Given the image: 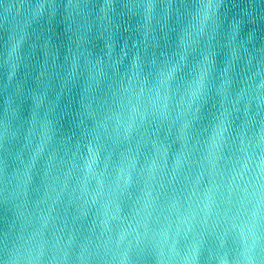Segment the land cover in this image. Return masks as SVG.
Segmentation results:
<instances>
[{
  "label": "water",
  "instance_id": "95a60500",
  "mask_svg": "<svg viewBox=\"0 0 264 264\" xmlns=\"http://www.w3.org/2000/svg\"><path fill=\"white\" fill-rule=\"evenodd\" d=\"M0 264H264V0H0Z\"/></svg>",
  "mask_w": 264,
  "mask_h": 264
}]
</instances>
